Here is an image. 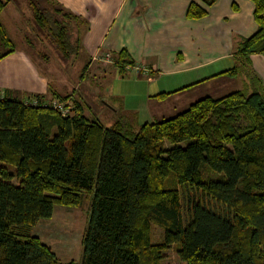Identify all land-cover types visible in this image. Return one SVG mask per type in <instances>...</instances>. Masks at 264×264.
I'll list each match as a JSON object with an SVG mask.
<instances>
[{
    "label": "trees",
    "instance_id": "16d2710c",
    "mask_svg": "<svg viewBox=\"0 0 264 264\" xmlns=\"http://www.w3.org/2000/svg\"><path fill=\"white\" fill-rule=\"evenodd\" d=\"M252 1L258 29L239 45L244 63L224 73L237 74L252 53H264V0ZM29 3L63 55H75L81 36L71 42L73 22L87 21L56 0ZM10 4L0 0V43L11 46L0 60L16 48L1 20ZM206 14L190 3L189 18ZM114 62L122 75L136 61L123 48ZM258 80L199 98L137 130L89 117L72 94L56 96L66 104L59 107L38 94L0 97V264H162L172 247L185 264H264V89ZM84 197L91 209L82 260L64 262L30 229L51 217L55 205H78ZM154 226L163 230L157 242Z\"/></svg>",
    "mask_w": 264,
    "mask_h": 264
},
{
    "label": "crops",
    "instance_id": "0c3cea01",
    "mask_svg": "<svg viewBox=\"0 0 264 264\" xmlns=\"http://www.w3.org/2000/svg\"><path fill=\"white\" fill-rule=\"evenodd\" d=\"M56 1L87 21L89 27L81 47L89 57L115 54L126 48L136 61L128 69L151 82L166 78L170 85L174 84L175 90L162 86V92H172L168 96L174 92L186 95L211 81L226 89L238 79L242 88L232 91L244 89L247 84L243 82L249 83L248 74L261 76L264 82L261 52L250 55L251 73L244 67L237 74L224 73L239 64V45L258 29L252 0H216L211 5L202 0ZM192 1L204 7L207 14L189 18L187 10ZM45 82L24 51L12 52L0 61L2 96L11 97L4 91L17 89L40 93L46 88ZM152 94L147 92L148 96ZM186 96L188 100L199 99L193 94Z\"/></svg>",
    "mask_w": 264,
    "mask_h": 264
},
{
    "label": "rangeland",
    "instance_id": "374dc122",
    "mask_svg": "<svg viewBox=\"0 0 264 264\" xmlns=\"http://www.w3.org/2000/svg\"><path fill=\"white\" fill-rule=\"evenodd\" d=\"M41 1L44 4L48 2V0ZM55 12L53 10V13ZM57 14V17L63 18V13ZM1 20L14 43V48L16 47L12 52L20 50L27 53L40 76L46 80V88L40 93L28 89L4 91V93L7 92L9 96L21 100L30 96L32 98L38 94L46 99L45 102L50 103L51 100L56 102L59 100L56 96L72 94L86 104L85 111L89 117L99 118L108 126L121 121L126 124L127 129V125H131L132 128V126L136 127L146 121L151 122L172 117L187 109L196 100H188L189 97L186 96L188 94H193L197 98L208 95L220 97L235 88H242L238 79L234 80L226 89L218 88V82L211 81L203 82L199 87L185 92L186 95L174 92L171 96L164 97L160 94L162 86H171L175 90L176 87L173 86V83L170 85L166 78H159L151 82L148 77L137 75L134 69H128L121 75L115 66L114 53L96 55L92 59L84 52L81 43H79L80 46H78L75 55L69 58L64 56L61 50L48 38L47 32L37 24L29 0H11V4L3 12ZM73 25L75 32L72 34L71 42L76 44L77 36L80 35L82 41L89 26L88 23L85 25L78 19L73 22ZM27 36H30L29 38L34 41L31 43ZM10 48V45L0 43V52L8 51ZM238 60L240 65L244 63L242 58ZM245 69L248 72L252 71L249 65H245ZM258 74L261 75L260 72ZM247 77L248 80L252 77L257 80L259 77L262 78L261 76H250V74ZM162 82L163 84H161ZM260 82L264 89V82L262 80ZM243 83L247 84V82ZM147 92L153 94L148 96ZM2 95V89H0V97ZM63 105L66 106L65 101L64 104L55 103L56 107ZM137 129L138 127L135 130ZM56 131L57 129L54 127L52 132ZM170 146L171 144L165 143L166 148ZM12 182L17 183L18 180L13 179ZM90 209L91 199L87 197H84L78 205H55L52 216L41 218L30 229L29 234L40 237L52 248L61 261L74 260L80 263ZM162 237L163 230L154 226L152 241H160ZM162 264H185V262L180 259L176 249L172 247L164 252Z\"/></svg>",
    "mask_w": 264,
    "mask_h": 264
},
{
    "label": "built area",
    "instance_id": "2783aa9c",
    "mask_svg": "<svg viewBox=\"0 0 264 264\" xmlns=\"http://www.w3.org/2000/svg\"><path fill=\"white\" fill-rule=\"evenodd\" d=\"M55 103H56V102H55ZM55 103H54V107H56V106H55ZM56 105H58V104H56Z\"/></svg>",
    "mask_w": 264,
    "mask_h": 264
}]
</instances>
